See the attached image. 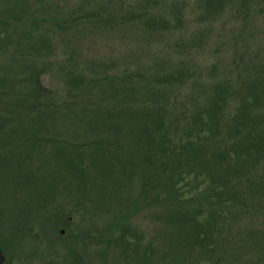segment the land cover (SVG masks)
Returning <instances> with one entry per match:
<instances>
[{
	"label": "trees",
	"instance_id": "trees-1",
	"mask_svg": "<svg viewBox=\"0 0 264 264\" xmlns=\"http://www.w3.org/2000/svg\"><path fill=\"white\" fill-rule=\"evenodd\" d=\"M35 1L34 10L23 0L8 8L14 13L0 11V58L13 54L0 59L3 183L45 187L34 202L53 215H118L111 243L134 252L129 238L142 236L130 218L141 215L139 227L143 215L156 216L173 255H158L156 264H218L221 257L210 262L217 250L239 237L251 250L237 257L264 264V59L198 68L188 59H51L64 25L54 18L45 27L51 21ZM225 1L206 2L205 14L219 13ZM138 21L151 33L171 29L153 15ZM45 74L61 88L43 86ZM41 166L44 186L34 181ZM59 187L69 213L52 193ZM69 246L67 264H79ZM140 246L144 255L133 264L148 262V243Z\"/></svg>",
	"mask_w": 264,
	"mask_h": 264
},
{
	"label": "rangeland",
	"instance_id": "rangeland-1",
	"mask_svg": "<svg viewBox=\"0 0 264 264\" xmlns=\"http://www.w3.org/2000/svg\"><path fill=\"white\" fill-rule=\"evenodd\" d=\"M39 1L42 9H45L44 12L42 10L39 13L40 17H44V21L51 19L53 21L55 18V21H60L64 25L65 33H62V38L55 36L57 44L55 43L54 57L51 59H139L143 62L146 59H188L197 68L212 63L214 59H224L226 66L232 61L237 62V59H264V0H227L223 3L222 11L211 16L205 14L204 7V4L210 0ZM28 2L29 5L32 4L31 10H34L37 6L36 1L33 0L32 3L28 0ZM14 4L19 6L23 4V0H0V11L8 10ZM8 11L16 12L15 8ZM141 14L165 18L170 23L171 29L162 34H158L157 30L152 33L145 31L138 21V16ZM175 14L179 17L177 23L178 21L180 23L176 28ZM122 19L126 21L123 24ZM52 21L45 27L52 28L54 26ZM15 37H13L14 41ZM64 38L69 39L68 43L63 40ZM28 41L25 40L21 45H25ZM13 44L10 45V51L13 49ZM22 50L21 46L18 51ZM12 55L11 52L4 54L0 59H11ZM40 80L48 89L61 88V82L50 74L41 76ZM1 168L3 170V167ZM46 171V167L43 169L41 166L34 181H38L40 185L43 183L44 186L47 179L43 172ZM15 172V175H21L20 173L24 171L19 168ZM5 175L0 172V215L3 218L11 217L14 223L16 222L11 225L12 238L15 237L12 241L14 246L11 247L13 245L11 243L8 246L6 243L4 249L7 256L6 264H25L28 260L27 255L36 248L31 242L23 239L26 230L23 232L19 222L25 223L29 218L39 220L37 215H41L46 220L55 219L57 215H53L49 206L34 202L37 192L46 193L45 187L42 189L36 185L34 192L20 185L14 189L7 182L3 183ZM52 193L56 201H60L62 208L64 207L69 213L71 204L66 200L67 195L61 196L60 187L54 189ZM66 216L71 218L70 225L76 226L79 240L76 237L75 242L71 241V234L67 231L61 236L58 230L54 228L51 230L45 220L48 240L42 249L36 250L38 256L34 257L35 262L32 264L47 262L67 264L69 257L65 250L70 248L69 244L75 248L79 264H133L137 258L144 255L142 253L144 248L140 245L144 246L147 243L146 264H156L159 261L158 255L173 257L165 236L158 232L161 225L156 216L143 215L138 219L139 227L136 226L135 219L140 218L141 215L130 218L134 219L130 222L131 228L136 227L142 236L139 243L134 237L129 238L132 245H136L135 252L131 250L132 248H124L121 245L116 247L111 243L112 239L118 237L119 231L113 229L108 232L109 224L112 220H116L118 215ZM0 233L9 238L5 229L2 228ZM240 240V237L236 238L233 243L225 246L223 252L220 250V256L218 249L210 262L215 263V260L221 257L223 262L218 264H245L237 255L242 254L244 247L250 250L251 247L249 244H242ZM254 244L260 245L261 242L254 241ZM235 245L242 249L235 251ZM250 250H247L248 255L251 252L257 255L258 250L251 252ZM248 255L245 258H249ZM248 262L250 260H247Z\"/></svg>",
	"mask_w": 264,
	"mask_h": 264
},
{
	"label": "flooded vegetation",
	"instance_id": "flooded-vegetation-1",
	"mask_svg": "<svg viewBox=\"0 0 264 264\" xmlns=\"http://www.w3.org/2000/svg\"><path fill=\"white\" fill-rule=\"evenodd\" d=\"M39 217V220H35L33 218H29L25 220L24 222H19V224L21 223L22 225V229L23 232L26 230V233L23 234V239L29 241L32 243L33 247H35L36 249H33L32 251H30V253L27 255V261L25 262V264H32L35 262V258L37 257L38 254L36 252L39 251V249L42 247H44L46 240H48L47 235L45 233V218L41 217V215H37ZM64 215H57V217L55 218V221H52L49 225V228L52 230L56 225H60V226H64L63 228H59L58 233L62 236L64 234V231H68L71 234V241L75 242L76 241V237H77V228L76 226H71L70 225V220L71 218L68 216L63 217ZM14 223V220L11 217L8 218H3L2 215H0V230L5 229L6 233L9 235V238H7V235H3V233H0V252L2 254V256L4 257V261L2 264H6L7 263V256L6 253H4V249L6 247V243L9 244H13L12 241L15 240V237L13 235V228L11 227V225ZM16 224V222L14 223ZM49 224V223H48ZM25 227V228H24ZM37 227V228H36ZM15 228V227H14ZM60 231H62V233H60ZM22 235V234H21ZM21 235H20V239H21ZM14 246L11 245V247ZM37 261V259H36Z\"/></svg>",
	"mask_w": 264,
	"mask_h": 264
},
{
	"label": "water",
	"instance_id": "water-1",
	"mask_svg": "<svg viewBox=\"0 0 264 264\" xmlns=\"http://www.w3.org/2000/svg\"><path fill=\"white\" fill-rule=\"evenodd\" d=\"M60 233H62V231H60ZM4 261V257L2 256L1 252H0V264H2Z\"/></svg>",
	"mask_w": 264,
	"mask_h": 264
}]
</instances>
